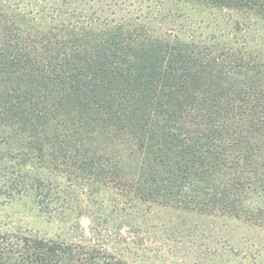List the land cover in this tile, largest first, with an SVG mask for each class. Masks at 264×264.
<instances>
[{
  "label": "trees",
  "instance_id": "obj_1",
  "mask_svg": "<svg viewBox=\"0 0 264 264\" xmlns=\"http://www.w3.org/2000/svg\"><path fill=\"white\" fill-rule=\"evenodd\" d=\"M149 1L171 2L168 38L138 23L41 28L36 12H0L2 197L56 218L51 174L96 194L119 182L101 148L124 131L144 199L240 217L251 194L264 195V0ZM200 10L219 18L209 34L191 28ZM108 261L77 244L0 233V264Z\"/></svg>",
  "mask_w": 264,
  "mask_h": 264
},
{
  "label": "rangeland",
  "instance_id": "obj_2",
  "mask_svg": "<svg viewBox=\"0 0 264 264\" xmlns=\"http://www.w3.org/2000/svg\"><path fill=\"white\" fill-rule=\"evenodd\" d=\"M201 10L191 12V28L209 34L207 24L217 25L219 18ZM14 11L36 12L41 28L68 19L84 25L92 19L99 29L138 23L155 36H171V2L0 0V12ZM103 144L101 152L118 166L119 182L97 184L96 194L91 184L83 190L51 174L48 210L56 218L41 214L25 197L4 198L0 192V233L20 231L63 245L77 244L109 264H264L263 194H251L244 202L248 213L240 217L163 205L144 199L136 184L139 155L130 133L124 131ZM10 165L6 161L1 167Z\"/></svg>",
  "mask_w": 264,
  "mask_h": 264
}]
</instances>
